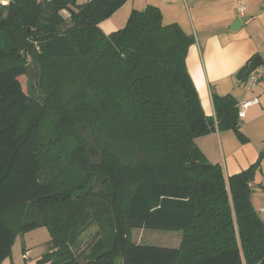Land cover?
Wrapping results in <instances>:
<instances>
[{
    "label": "trees",
    "instance_id": "trees-1",
    "mask_svg": "<svg viewBox=\"0 0 264 264\" xmlns=\"http://www.w3.org/2000/svg\"><path fill=\"white\" fill-rule=\"evenodd\" d=\"M126 1L0 5V14L6 12L0 16V263L17 235L44 226L50 239L36 262L78 264L84 254L73 247L91 225H101L103 198L114 201L127 191L128 229L182 231L180 244L136 243L115 232L102 245L100 236L92 243L84 264H264V220L251 202L257 162L226 177L195 143L216 130L242 137L235 98L212 94L214 115L203 112L185 63L193 36L176 22L164 23L155 5L132 10L123 27L105 34L99 24ZM63 8L70 26L58 32ZM12 25L27 36V29L46 27L40 49L53 60H70L66 72L98 98L96 107L77 106L78 114L54 106L65 137L43 143L48 108L23 87L31 46L12 36ZM249 63L237 72L240 83L252 72ZM71 133L66 165L79 180L63 190L53 175L61 168L59 146ZM43 147L52 149L46 168ZM115 155L126 161L115 163Z\"/></svg>",
    "mask_w": 264,
    "mask_h": 264
},
{
    "label": "crops",
    "instance_id": "crops-1",
    "mask_svg": "<svg viewBox=\"0 0 264 264\" xmlns=\"http://www.w3.org/2000/svg\"><path fill=\"white\" fill-rule=\"evenodd\" d=\"M238 2L244 5L243 15L236 12ZM147 5L160 9L164 23L176 22L193 36L185 63L206 115H214L212 94L230 93L237 104L259 98L239 119L242 137L230 129L216 130L197 137L195 143L209 162L222 165L226 177L257 162L251 202L264 207V82L250 91L236 76L255 55L264 61V0H127L99 27L109 34L125 24L132 10ZM48 241L43 239L44 250L32 256L26 234L16 236L9 256L0 264H38Z\"/></svg>",
    "mask_w": 264,
    "mask_h": 264
},
{
    "label": "rangeland",
    "instance_id": "rangeland-1",
    "mask_svg": "<svg viewBox=\"0 0 264 264\" xmlns=\"http://www.w3.org/2000/svg\"><path fill=\"white\" fill-rule=\"evenodd\" d=\"M8 0H0V5H3ZM81 0H76L77 4H80ZM59 17L62 19V23L59 25L58 32H64L70 26V12L68 9L63 8L59 11ZM120 14V13H119ZM2 18L6 16V12L0 14ZM117 15L111 20H115ZM124 26V24H122ZM120 26V27H123ZM12 36L18 34L20 36V43H25L26 46H31V53L26 54V62L28 66V72L25 77L22 78L23 87L29 92V94L38 98V102L47 106L48 111L43 124V143L46 144L56 138L62 136L65 137L66 132L63 130L61 119L57 114V109L54 110V106L63 105L67 106L69 111H76L78 114L77 106L85 108L96 107L98 103V98H94L87 93L86 85L82 80L77 79L75 76L66 72V67L71 63L70 60L66 61H56L49 58L41 49L38 44L39 39L43 38L46 34L44 29L46 27L40 26V31H32V29H27L26 32L32 33V35H25L20 28L12 25ZM39 36L38 38H31V36ZM31 38V39H30ZM8 40V39H4ZM23 41V42H22ZM264 62V61H263ZM68 111V110H67ZM64 134V135H63ZM75 138L74 133L68 134L66 136V141L59 146V156L56 158L58 160L59 173L53 175L57 186L63 190L72 188L73 184L79 180L77 172L74 166L66 165L70 158H72V150L74 147L73 140ZM46 147V146H45ZM43 147L42 161L43 166L46 168L48 163H50L51 150H47ZM122 158L120 156H114V162L118 163ZM126 161V159H122ZM51 174H53L51 172ZM253 193V192H252ZM128 192L118 193L114 201L107 200L103 198L101 204L106 206L103 212V217L100 223H94L86 230L78 239L77 244L73 247V250L84 254V257L89 254L92 250L91 245L96 239L101 237V245L114 237V234L122 232V235H128L131 242L156 245V246H166V247H176L180 244L182 240V231H161L153 229H138L134 228L129 230L125 221V202L127 199ZM101 196V193L97 195ZM255 196H253L254 198ZM111 203V204H110ZM253 209L258 212L260 206L259 202H252ZM115 215L117 217H115ZM261 216L262 214L259 213ZM264 217V216H263ZM262 217V218H263ZM264 220V219H263ZM116 232V233H115ZM20 233L17 236L22 235ZM28 244L32 249V256L37 255L40 251L44 250L43 239H50L49 231L46 227H38L25 232ZM83 256L77 259L78 264H84L86 258ZM49 262V261H46ZM50 263V262H49ZM108 264H112L110 261Z\"/></svg>",
    "mask_w": 264,
    "mask_h": 264
},
{
    "label": "built area",
    "instance_id": "built-area-1",
    "mask_svg": "<svg viewBox=\"0 0 264 264\" xmlns=\"http://www.w3.org/2000/svg\"><path fill=\"white\" fill-rule=\"evenodd\" d=\"M83 2H86L88 0H81ZM7 3V2H5ZM4 3V4H5ZM244 5L240 2L237 3L236 6V12L238 15H243L244 12ZM260 82H264V63H261L260 65L256 66L250 75L247 78L246 81V87L248 90H253V88L258 85ZM259 98L257 96H253L249 99L242 100L237 104L238 108V118H242L244 116L245 110L248 106L258 104ZM259 213L264 216V207L259 208Z\"/></svg>",
    "mask_w": 264,
    "mask_h": 264
},
{
    "label": "water",
    "instance_id": "water-1",
    "mask_svg": "<svg viewBox=\"0 0 264 264\" xmlns=\"http://www.w3.org/2000/svg\"><path fill=\"white\" fill-rule=\"evenodd\" d=\"M261 63H263V61H262V59L260 58V56H259V55H255V56L251 59V61H250V63H249V68H250L251 70H253L256 66L260 65Z\"/></svg>",
    "mask_w": 264,
    "mask_h": 264
}]
</instances>
